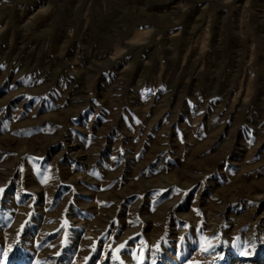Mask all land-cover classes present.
<instances>
[{
    "label": "rangeland",
    "instance_id": "374dc122",
    "mask_svg": "<svg viewBox=\"0 0 264 264\" xmlns=\"http://www.w3.org/2000/svg\"><path fill=\"white\" fill-rule=\"evenodd\" d=\"M0 264H264V0H0Z\"/></svg>",
    "mask_w": 264,
    "mask_h": 264
},
{
    "label": "snow or ice",
    "instance_id": "6c2138e0",
    "mask_svg": "<svg viewBox=\"0 0 264 264\" xmlns=\"http://www.w3.org/2000/svg\"><path fill=\"white\" fill-rule=\"evenodd\" d=\"M121 247H123V245H121ZM5 255H6V253H5Z\"/></svg>",
    "mask_w": 264,
    "mask_h": 264
}]
</instances>
